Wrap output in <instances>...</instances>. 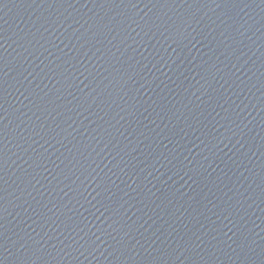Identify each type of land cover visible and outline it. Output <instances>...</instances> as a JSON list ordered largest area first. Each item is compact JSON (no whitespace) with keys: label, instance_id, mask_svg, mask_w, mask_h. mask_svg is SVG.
<instances>
[{"label":"water","instance_id":"1","mask_svg":"<svg viewBox=\"0 0 264 264\" xmlns=\"http://www.w3.org/2000/svg\"><path fill=\"white\" fill-rule=\"evenodd\" d=\"M0 264H264V0H0Z\"/></svg>","mask_w":264,"mask_h":264}]
</instances>
